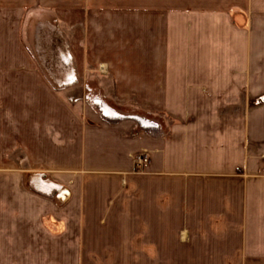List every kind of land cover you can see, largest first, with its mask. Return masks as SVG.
<instances>
[{
    "label": "crops",
    "instance_id": "crops-1",
    "mask_svg": "<svg viewBox=\"0 0 264 264\" xmlns=\"http://www.w3.org/2000/svg\"><path fill=\"white\" fill-rule=\"evenodd\" d=\"M2 263L264 264V0H0Z\"/></svg>",
    "mask_w": 264,
    "mask_h": 264
},
{
    "label": "built area",
    "instance_id": "built-area-1",
    "mask_svg": "<svg viewBox=\"0 0 264 264\" xmlns=\"http://www.w3.org/2000/svg\"><path fill=\"white\" fill-rule=\"evenodd\" d=\"M96 106L101 111L105 120H107L108 122L113 123V122H119L120 120H124L126 118H130V119L132 118L137 121L136 126L139 128H144L149 131L159 129L154 121H151L139 115L117 113L112 108L107 106L105 103L100 101L96 102ZM148 161H149V157L147 153H141L135 157L136 166L138 167L144 166L145 164L148 163Z\"/></svg>",
    "mask_w": 264,
    "mask_h": 264
},
{
    "label": "rangeland",
    "instance_id": "rangeland-1",
    "mask_svg": "<svg viewBox=\"0 0 264 264\" xmlns=\"http://www.w3.org/2000/svg\"><path fill=\"white\" fill-rule=\"evenodd\" d=\"M52 26H55V25L53 24ZM66 33H67V31H66ZM64 53H67V51H64ZM66 68L68 69L67 75L69 73L73 72V76L72 77L70 76V79H71V81L76 82L73 85L75 87H73V88L72 87H68L69 83H67V81L66 82L61 81V82H58V84H57V81L55 79H53V83H54L55 89L58 92L62 93L64 98H65V100L68 103H70V105H72L74 103L75 99L81 98L82 95L84 96V92H85V95H86L91 90L89 88V84L88 83H84L82 81V79H79L78 74L74 71V70H76V68L73 66L72 59L70 61V64L66 65ZM93 91H96V90H93ZM2 264H4V263H2Z\"/></svg>",
    "mask_w": 264,
    "mask_h": 264
},
{
    "label": "bare ground",
    "instance_id": "bare-ground-1",
    "mask_svg": "<svg viewBox=\"0 0 264 264\" xmlns=\"http://www.w3.org/2000/svg\"><path fill=\"white\" fill-rule=\"evenodd\" d=\"M56 189V188H55ZM65 201V200H64Z\"/></svg>",
    "mask_w": 264,
    "mask_h": 264
}]
</instances>
